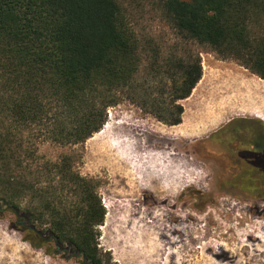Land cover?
Listing matches in <instances>:
<instances>
[{
  "label": "trees",
  "instance_id": "1",
  "mask_svg": "<svg viewBox=\"0 0 264 264\" xmlns=\"http://www.w3.org/2000/svg\"><path fill=\"white\" fill-rule=\"evenodd\" d=\"M158 1L186 41V61L153 63L146 73L165 80L144 85L139 41L117 0H0V216L11 213L35 243L68 247L85 264H104L105 210L96 182L75 171L74 148L101 131L108 110L128 101L163 125L181 124L179 102L202 77L190 44L264 80V37L248 29L264 0ZM45 143L69 151L48 160L39 154ZM263 165L241 166V189H264Z\"/></svg>",
  "mask_w": 264,
  "mask_h": 264
},
{
  "label": "rangeland",
  "instance_id": "2",
  "mask_svg": "<svg viewBox=\"0 0 264 264\" xmlns=\"http://www.w3.org/2000/svg\"><path fill=\"white\" fill-rule=\"evenodd\" d=\"M117 1L139 41L140 82L156 85L163 74L151 77L147 69L168 59L186 61V41L171 31L158 0ZM248 29L250 38L264 37V13ZM188 50L199 55L202 77L179 102L181 124L163 125L123 101L108 110L100 132L74 148L81 156L74 169L96 182L105 210L97 229L104 264H264V189L240 188L241 166L250 159L245 148L250 150L257 128L264 127V80L206 47L190 44ZM215 116L200 138L202 121ZM229 121L234 127H226ZM126 137L162 154L172 178L168 193L145 189L137 170L148 165V153L131 149L128 164L122 161L117 147ZM65 151L39 146L48 160ZM127 177L138 185L130 186ZM19 228L11 213L0 216V264H83L70 248L61 246L63 252L54 254L55 243H35L32 233Z\"/></svg>",
  "mask_w": 264,
  "mask_h": 264
},
{
  "label": "bare ground",
  "instance_id": "3",
  "mask_svg": "<svg viewBox=\"0 0 264 264\" xmlns=\"http://www.w3.org/2000/svg\"><path fill=\"white\" fill-rule=\"evenodd\" d=\"M259 118H261V117L259 116ZM173 131H175V130H173ZM114 144L115 143H113V145ZM117 149H118V151L120 150V152L122 153V161L125 164H128V160L131 157V152H130L131 149H138L139 151H143L146 154L148 153V155H147L148 159H149V161L147 163L148 165L145 168H141V169L139 168V170H137V172L140 173L142 179L145 181V184H147L145 189L148 188L150 191H153L155 194L156 193H161V192L162 193H168V191L170 190V183L172 182V178H170V168H169V166L166 165V164L161 163L162 154L155 153L154 151L149 150V148H147L146 146H143L141 144H136V143H134L133 140H131V139L127 138V137L125 138L124 141H122V143L117 147ZM131 173H133V172H131ZM131 173L128 172V177H129V175ZM129 178L127 179L128 180V184L130 186L133 185L135 187V184H137V183H135V180H129ZM155 198H153V200ZM224 202H225V200H224ZM154 203L156 204V202H154ZM221 204H223V203H221ZM227 204H228V202H227ZM227 204H225V205H227ZM230 206H232V205H230ZM224 214L226 215V213H224ZM233 234H234V232H233Z\"/></svg>",
  "mask_w": 264,
  "mask_h": 264
},
{
  "label": "flooded vegetation",
  "instance_id": "4",
  "mask_svg": "<svg viewBox=\"0 0 264 264\" xmlns=\"http://www.w3.org/2000/svg\"><path fill=\"white\" fill-rule=\"evenodd\" d=\"M255 136L256 139L253 138V140L250 141L253 144V146L250 147V150L248 148H245L244 156H249L251 158H254L253 161L251 159H248V162H250L251 165L255 164L256 166H260V163L264 164V128L263 127L257 128V133L255 134ZM261 155L263 159H260ZM236 161L237 160H235L234 162L231 161V163L235 164ZM55 247H60V249H62L61 246L58 244H55ZM61 252H63V250H61L60 253ZM74 256H76L75 258H77V255Z\"/></svg>",
  "mask_w": 264,
  "mask_h": 264
},
{
  "label": "crops",
  "instance_id": "5",
  "mask_svg": "<svg viewBox=\"0 0 264 264\" xmlns=\"http://www.w3.org/2000/svg\"><path fill=\"white\" fill-rule=\"evenodd\" d=\"M263 87V85H261ZM212 117H210V120H211ZM214 119L213 121H207V120H204L202 121L203 122V128L202 131L199 133V137L200 138H203L205 136V130L209 127V125H212L214 124V122L216 123V120L218 119V117L215 116V118H212ZM196 120V119H195ZM230 122V121H229ZM228 122V123H229ZM200 124V123H199ZM201 125V124H200ZM204 135V136H203Z\"/></svg>",
  "mask_w": 264,
  "mask_h": 264
},
{
  "label": "water",
  "instance_id": "6",
  "mask_svg": "<svg viewBox=\"0 0 264 264\" xmlns=\"http://www.w3.org/2000/svg\"><path fill=\"white\" fill-rule=\"evenodd\" d=\"M61 250L62 249H60V247H56V250H55L54 254H59Z\"/></svg>",
  "mask_w": 264,
  "mask_h": 264
}]
</instances>
